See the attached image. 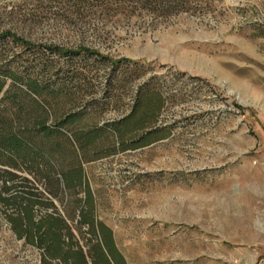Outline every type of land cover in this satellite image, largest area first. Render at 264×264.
Masks as SVG:
<instances>
[{"label": "rangeland", "instance_id": "rangeland-1", "mask_svg": "<svg viewBox=\"0 0 264 264\" xmlns=\"http://www.w3.org/2000/svg\"><path fill=\"white\" fill-rule=\"evenodd\" d=\"M0 32L29 42L0 38V68L46 86L38 99L52 130L24 126L29 153L3 150L0 167L20 176L5 195L23 203L0 204V264L60 263L32 241L58 218L85 249L96 246L79 221L88 190L124 264H264V0H0ZM6 81L5 90L14 84ZM141 91L164 97L156 126L125 128L123 142L102 131L131 113ZM9 101L4 118L17 110ZM154 127L167 135L134 146ZM97 131L83 149L74 140ZM76 166L83 184L67 188L63 173ZM29 199L42 202L31 240L18 232V206Z\"/></svg>", "mask_w": 264, "mask_h": 264}, {"label": "trees", "instance_id": "trees-1", "mask_svg": "<svg viewBox=\"0 0 264 264\" xmlns=\"http://www.w3.org/2000/svg\"><path fill=\"white\" fill-rule=\"evenodd\" d=\"M8 35L13 36V40L17 43H21L28 46L30 45L29 42H27L20 36L13 35L7 32H0V38H4ZM47 49H49L51 52H56L57 54L66 56H71L73 54L84 52L86 55H96L97 59L100 61L108 60L113 65H116V63L120 62L109 58L107 55L91 51L87 48H79L78 50L72 51L66 48H62L60 46H47ZM7 78L12 79L14 84H25L27 86V90H22L14 84H12L11 87L5 90ZM13 91L21 92L23 97L29 101L30 110L25 112L23 108L19 107V104L17 102L18 96L13 95ZM45 91L46 86H44L43 83L39 80H26L24 76L20 75L17 72H14L13 70H3L0 68V95H2L0 105L10 100L12 107L17 109L14 112L15 115L11 114V116H7L6 118H4L3 112H0V160L1 156L3 155V150H7L10 153V157L13 158V156L22 157L23 154L29 153V151L32 149L29 145L26 144V139L21 136L24 131V126L28 128L29 125H34V130H42L47 135L52 132L50 128L45 126L44 119L48 113L42 106L40 100L38 99H44V97H46ZM164 104L165 100L161 92L149 91L146 93L141 91L136 100V103L133 106L131 113L119 121L107 124L102 128V131H104V129H110V131L113 132L123 142V131L125 130V128H130V131L134 133L140 129H147L149 125H155L158 120L159 112L164 107ZM23 113L24 117H21ZM74 117L75 116L70 115L68 117L62 118V120L58 122L57 133L59 136L63 135L62 128L64 126L72 125V123L76 120V117ZM15 120H19L21 123L18 131L14 130L15 128L13 127ZM161 129L162 128L160 127H154L153 129L149 130L147 133H145L143 139L140 142L134 144V146L146 145L153 142V140L155 139L157 140V138H164L167 134ZM100 133V131H97L96 134H94V132H91L90 134L88 133L84 136V133L73 132V136L78 146L83 149L85 145H87L89 142L86 141L87 138L94 137V135H98ZM71 147L72 153L76 155V151L73 144L71 145ZM83 177L84 170L81 166H76L70 174L63 173V180L67 188L82 186ZM19 178L20 176L17 173L0 167V181L3 182V186L0 188V204L8 205L10 201H13L5 195L10 191L8 181H16ZM29 195L32 196L35 194L33 192H29ZM14 201L17 204L23 203V199L15 198ZM35 202L36 204H34ZM92 203L93 193L88 190L85 204L89 207L88 209H83L79 221L81 224H84L89 227V230L91 231L94 237L99 238L100 242L93 248L85 249V247L75 239V236L71 232L70 227L66 223V221L61 218L55 220L53 227L49 229L47 228L44 238L41 237L40 240H32L38 245L44 247L47 251V255L50 258L59 260L60 263L55 264L125 263L123 257L121 256L116 247L113 230L106 224L96 221ZM37 204H42V202L38 199H29L28 205H25L24 207L20 205L18 206L21 211L20 216L22 217V219L19 220V225L26 226V230H18L19 235L23 236V234L25 233L30 240V228H32V226L34 225L32 220L33 211L35 205ZM44 228L45 227L40 224L35 226L34 229L41 234Z\"/></svg>", "mask_w": 264, "mask_h": 264}, {"label": "water", "instance_id": "water-1", "mask_svg": "<svg viewBox=\"0 0 264 264\" xmlns=\"http://www.w3.org/2000/svg\"><path fill=\"white\" fill-rule=\"evenodd\" d=\"M0 98H1V96H0Z\"/></svg>", "mask_w": 264, "mask_h": 264}]
</instances>
